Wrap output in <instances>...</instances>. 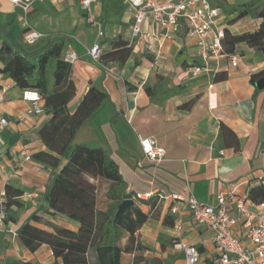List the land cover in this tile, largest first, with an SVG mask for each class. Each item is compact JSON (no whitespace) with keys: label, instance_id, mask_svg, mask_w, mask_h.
<instances>
[{"label":"crops","instance_id":"crops-1","mask_svg":"<svg viewBox=\"0 0 264 264\" xmlns=\"http://www.w3.org/2000/svg\"><path fill=\"white\" fill-rule=\"evenodd\" d=\"M208 1L219 11L216 28L232 36L258 30L260 19L237 17L249 5L263 6L264 0ZM91 12L101 23L100 38L86 22L80 0H34L27 15L8 0H0V52L9 46L36 63L46 51V38L62 35L66 41L61 58L68 48L78 56L71 65L75 95L69 113L90 88L104 95L75 133L72 145L104 150L118 166L125 193L148 215L134 239L143 251L123 254L122 264H184L182 251L175 247L180 241L196 247L198 264H217L212 232L192 220L184 200L193 195L198 201L214 203L217 195L234 188L237 197L246 199L251 189L264 190V85L257 86L264 78L251 82V76L264 69V54L239 43L232 53L237 57L235 67L225 54L209 61L210 72L192 76L189 69L203 64L195 37L184 33L164 37L165 31L148 16L143 31L161 36L154 51H148L146 41L131 37L132 13L121 0H97ZM28 33H38L40 38L27 44ZM119 41L127 48L122 49ZM95 42L105 55L101 63L88 54ZM54 69L55 59L50 58L45 67L47 95L54 90ZM28 81L34 84L35 74ZM25 90L0 74V93H4L0 118L7 121L0 130V190L12 200L0 227V264H63L47 245L31 253L17 238L26 223L47 232L52 226L74 232L79 228L76 222L52 214L45 200L65 161L53 168L43 155L57 157L39 137L50 116L32 113L30 103L22 100ZM40 105L45 107L44 100ZM140 138H150L163 148V160H148ZM16 191L21 194L15 196ZM137 194L149 198L140 200ZM172 195L180 200L172 201ZM255 199L259 201V195ZM125 242L126 237L122 245Z\"/></svg>","mask_w":264,"mask_h":264},{"label":"trees","instance_id":"trees-1","mask_svg":"<svg viewBox=\"0 0 264 264\" xmlns=\"http://www.w3.org/2000/svg\"><path fill=\"white\" fill-rule=\"evenodd\" d=\"M245 15L261 20L258 30L239 36L224 32L222 45L225 54H232L239 43H246L264 54V5H249L237 18ZM46 40V51L37 58L36 63L14 52L11 47L4 46L0 52V74L8 75L20 89L37 90L43 97L45 113L50 119L39 131V137L47 150L57 157L43 155L50 159L53 168L58 166L60 160L65 161L46 191L45 200L52 214L76 222L79 228L74 232L52 226V231L47 232L26 223L17 234L18 241L31 253L42 244L47 245L54 258L61 259L63 264H122L123 254L143 251L144 248L134 239L148 215L134 204L117 222H113L118 205L125 199H131L125 193V183L117 164L102 149L72 145L75 133L100 105L104 95L90 88L70 114L68 104L75 95V88L70 81L71 65L61 58L66 38L52 35ZM117 44H121L122 49L127 48L126 43L119 41ZM104 56L102 54L101 59ZM50 58L55 59L54 90L47 95L45 67ZM34 74L35 82L30 84L28 79ZM262 78L264 69L252 75L251 82L255 84ZM104 182L109 184L107 189L102 186ZM15 194L19 196L21 192L16 191ZM256 195H259V201L255 199ZM248 198L261 204L264 202V190L261 187L253 188ZM11 201L7 196L8 207ZM33 220L38 219L34 217ZM125 237L126 242L122 245ZM140 258L135 256V260Z\"/></svg>","mask_w":264,"mask_h":264},{"label":"built area","instance_id":"built-area-1","mask_svg":"<svg viewBox=\"0 0 264 264\" xmlns=\"http://www.w3.org/2000/svg\"><path fill=\"white\" fill-rule=\"evenodd\" d=\"M24 15L31 9L34 0H8ZM97 0H80V8L86 22L95 27L97 37L103 35L101 23L96 21L91 12V6ZM132 13L130 33L132 38H138L147 42V50L154 51V45L158 44L161 36L153 32H144L142 25L146 18L151 16L152 21L160 29L164 30V37L172 34L184 33L186 36L195 37L198 41L201 65H195L187 73L197 76L211 71L210 60L218 61L225 55L223 52L224 32L216 28L218 9L213 7L208 0H121ZM40 34L28 33L24 36L27 44H33ZM93 62L101 63L102 48L98 42L91 45L88 50ZM231 66L237 64V57L227 54ZM62 59L72 65L78 56L71 48L63 52ZM113 72L112 69H108ZM22 100L30 103L31 111L35 115L45 113V107L40 103L43 97L37 90H25L22 92ZM4 102V93H0V106ZM7 124L5 118H0V130ZM140 147L145 157L152 162L163 160L165 151L156 145L150 138H140ZM221 154L223 152L221 151ZM264 155V152H263ZM29 160V157H26ZM264 186V181H262ZM234 190L229 193L217 195L214 203L198 201L193 195L185 198L192 220L199 226L212 232V241L216 250L217 264H264V203L255 205L247 197L239 198ZM137 199L147 200L149 195H136ZM172 201L180 200L177 195L171 196ZM234 206V207H233ZM249 207H252L250 209ZM233 208V209H232ZM7 195L5 190H0V227L6 220ZM176 212V207L171 208ZM234 211V215L231 212ZM181 224L177 230L181 229ZM236 227L240 230L236 231ZM15 235V234H14ZM175 247L182 251L184 264H198L199 252L195 246L182 241L175 243Z\"/></svg>","mask_w":264,"mask_h":264},{"label":"water","instance_id":"water-1","mask_svg":"<svg viewBox=\"0 0 264 264\" xmlns=\"http://www.w3.org/2000/svg\"><path fill=\"white\" fill-rule=\"evenodd\" d=\"M263 85H264V80L259 81V83L257 84L259 88H262ZM133 205H134V201L132 199L123 200V202L117 207V211L114 215L113 222L114 223L117 222L122 217V215L128 210V208Z\"/></svg>","mask_w":264,"mask_h":264},{"label":"rangeland","instance_id":"rangeland-1","mask_svg":"<svg viewBox=\"0 0 264 264\" xmlns=\"http://www.w3.org/2000/svg\"><path fill=\"white\" fill-rule=\"evenodd\" d=\"M108 185H109L108 183H105V182H104V184H103L102 186H103L104 189H107V186H108Z\"/></svg>","mask_w":264,"mask_h":264}]
</instances>
